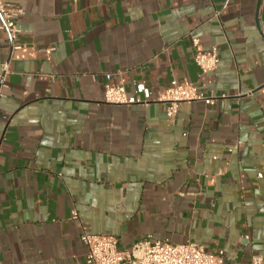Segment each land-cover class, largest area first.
I'll return each instance as SVG.
<instances>
[{
	"label": "crops",
	"instance_id": "0c3cea01",
	"mask_svg": "<svg viewBox=\"0 0 264 264\" xmlns=\"http://www.w3.org/2000/svg\"><path fill=\"white\" fill-rule=\"evenodd\" d=\"M9 2L0 264H86L84 232L264 264V0ZM212 49L202 75L193 56ZM106 74L127 105L104 102ZM173 81L203 100L169 118L158 97Z\"/></svg>",
	"mask_w": 264,
	"mask_h": 264
},
{
	"label": "built area",
	"instance_id": "2783aa9c",
	"mask_svg": "<svg viewBox=\"0 0 264 264\" xmlns=\"http://www.w3.org/2000/svg\"><path fill=\"white\" fill-rule=\"evenodd\" d=\"M21 15L19 8L10 4L9 0H0L1 29L4 30L13 42L18 33L16 19ZM13 50L21 47L13 46ZM195 66L200 74L214 72L219 64L216 49L208 52H196L193 56ZM6 72L7 65H0ZM107 84L104 89V102L110 105H127L128 100L122 82L110 83L111 75L106 74ZM196 87L187 82H171L170 86L158 97V101L167 105L166 116L176 114L179 105L201 101ZM209 104L210 99H204ZM72 220H78V214L72 213ZM80 241L87 249L86 264H223V259L216 254L205 252L192 242L172 244L168 240L145 238L134 243L129 249H120L118 240L109 235H92L83 233ZM251 264H262L260 257H254Z\"/></svg>",
	"mask_w": 264,
	"mask_h": 264
}]
</instances>
